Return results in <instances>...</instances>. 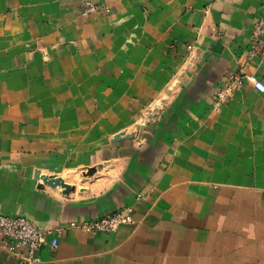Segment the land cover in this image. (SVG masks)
<instances>
[{
	"label": "crops",
	"instance_id": "crops-1",
	"mask_svg": "<svg viewBox=\"0 0 264 264\" xmlns=\"http://www.w3.org/2000/svg\"><path fill=\"white\" fill-rule=\"evenodd\" d=\"M263 4L0 0V213L61 230L36 264H264V56H247ZM159 102L145 144L116 139ZM99 166L68 194L35 178ZM124 206L134 222L113 233L70 227Z\"/></svg>",
	"mask_w": 264,
	"mask_h": 264
},
{
	"label": "built area",
	"instance_id": "built-area-1",
	"mask_svg": "<svg viewBox=\"0 0 264 264\" xmlns=\"http://www.w3.org/2000/svg\"><path fill=\"white\" fill-rule=\"evenodd\" d=\"M96 7L88 4V10ZM252 41L248 51V58L264 56V4L260 16L252 27ZM245 78L243 72L232 74L228 80L213 93L216 106L227 102L233 88L240 86ZM144 199V195L137 194L136 201ZM133 206H124L118 210L80 223H71V228H77L89 233H113L121 225L134 222ZM61 230L59 228H40L33 221L23 216H8L0 213V249L12 256L19 264H36L40 262L37 251L49 244L52 249L57 248ZM49 239V243H48Z\"/></svg>",
	"mask_w": 264,
	"mask_h": 264
},
{
	"label": "rangeland",
	"instance_id": "rangeland-1",
	"mask_svg": "<svg viewBox=\"0 0 264 264\" xmlns=\"http://www.w3.org/2000/svg\"><path fill=\"white\" fill-rule=\"evenodd\" d=\"M188 53H191V51H189ZM198 62H199V58L198 57L196 58L192 54L191 55L189 54L186 57V59L184 61V73L182 74L186 81L190 80L191 76H193L195 74L197 67H198ZM176 82L177 81L173 80V83L170 85V88L168 89V92L170 93L169 95H173L178 90H180L176 87V85H177ZM213 93L214 92H212V98H213ZM164 101H166V100L164 99ZM163 102L151 104L149 106L145 116L143 117L142 122L139 123L136 127H134L133 132H127L126 131V132L119 134V136L121 135V137H124L125 139H132L137 146H141V145L145 144L146 137L143 135H144V132L146 130V127L148 126V124L154 122V120L159 118L162 111L166 107V105L163 104ZM225 104L226 103L219 105V106H216V104L214 103L212 109L214 112H218L221 109V107L224 106ZM103 167L104 166H101V167L99 166V168L97 169L95 174L88 176V177H85V178H83L80 175V172H78V173L74 172V171L67 172L66 174L63 175L64 181H69V182L73 181L77 186L88 185L91 183L92 180L94 181V180L103 179V177L105 176V175H103L104 173L102 171ZM46 176H58V175L46 174ZM38 181H40L43 184L42 180H38ZM105 185H107V182H106V184L104 183V185H101V188L106 187ZM44 186L51 188L48 185H44ZM137 194L144 195L142 193H137Z\"/></svg>",
	"mask_w": 264,
	"mask_h": 264
},
{
	"label": "water",
	"instance_id": "water-1",
	"mask_svg": "<svg viewBox=\"0 0 264 264\" xmlns=\"http://www.w3.org/2000/svg\"><path fill=\"white\" fill-rule=\"evenodd\" d=\"M121 137L117 136L116 139H119ZM35 178L37 180H42V185H48L51 188L60 187L63 191V193L68 194L74 190L72 186L67 184L62 177L58 176H46V175H40L39 172H35ZM41 187V186H40Z\"/></svg>",
	"mask_w": 264,
	"mask_h": 264
},
{
	"label": "bare ground",
	"instance_id": "bare-ground-1",
	"mask_svg": "<svg viewBox=\"0 0 264 264\" xmlns=\"http://www.w3.org/2000/svg\"><path fill=\"white\" fill-rule=\"evenodd\" d=\"M74 178V177H73Z\"/></svg>",
	"mask_w": 264,
	"mask_h": 264
}]
</instances>
